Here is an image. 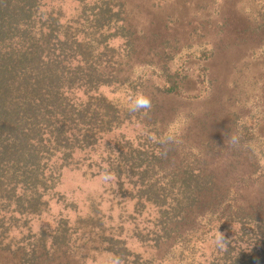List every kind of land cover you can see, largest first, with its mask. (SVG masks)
<instances>
[{"label":"trees","instance_id":"16d2710c","mask_svg":"<svg viewBox=\"0 0 264 264\" xmlns=\"http://www.w3.org/2000/svg\"><path fill=\"white\" fill-rule=\"evenodd\" d=\"M122 7L110 0H0V251L10 250L2 245L12 230L23 244L10 252L20 264L52 263L67 250L69 219L59 218L50 232L33 233L31 225L48 212L63 172L86 168L91 177L112 178L134 201L132 219L150 211L147 234L134 228L137 242L167 243L202 209L227 234L209 259L192 264H264V203L234 210L214 176L174 164L160 141L150 143L148 117L105 95L133 87L121 69L136 51ZM166 75L157 91L178 95L179 84ZM134 124L143 126L135 138ZM103 222L82 220V240L107 243L124 264H152L107 234Z\"/></svg>","mask_w":264,"mask_h":264},{"label":"rangeland","instance_id":"374dc122","mask_svg":"<svg viewBox=\"0 0 264 264\" xmlns=\"http://www.w3.org/2000/svg\"><path fill=\"white\" fill-rule=\"evenodd\" d=\"M110 1L123 6L136 51L121 68L133 87L105 95L127 110L137 95L149 97L151 108L133 113L149 118L150 143L160 141L174 164L186 162L214 176L234 210L264 203V0ZM166 74L179 84L178 95L157 91L168 81ZM134 126L135 138L143 126ZM85 169L65 170L57 194L47 198L48 212L32 222L36 233L54 230L59 218L70 220L71 246L54 262L40 264H124L106 250L107 243L82 240L87 218H103L107 234L152 264L209 259L227 234L201 209L167 243L137 242L134 228L147 234L150 211L146 207L132 219L134 201L122 197L112 178L91 177ZM5 246L10 250L0 251V264H20L10 253L23 246L17 231L8 234Z\"/></svg>","mask_w":264,"mask_h":264},{"label":"clouds","instance_id":"9594fccd","mask_svg":"<svg viewBox=\"0 0 264 264\" xmlns=\"http://www.w3.org/2000/svg\"><path fill=\"white\" fill-rule=\"evenodd\" d=\"M151 100L149 97L139 94L132 101L130 110L131 111H139L141 109L148 110L151 108ZM233 142H235V138H233Z\"/></svg>","mask_w":264,"mask_h":264}]
</instances>
